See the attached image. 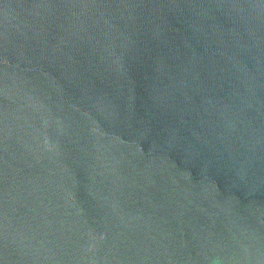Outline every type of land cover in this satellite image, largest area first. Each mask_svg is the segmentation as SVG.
<instances>
[{
    "label": "water",
    "instance_id": "1",
    "mask_svg": "<svg viewBox=\"0 0 264 264\" xmlns=\"http://www.w3.org/2000/svg\"><path fill=\"white\" fill-rule=\"evenodd\" d=\"M0 264H264V0H0Z\"/></svg>",
    "mask_w": 264,
    "mask_h": 264
}]
</instances>
